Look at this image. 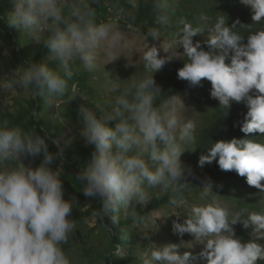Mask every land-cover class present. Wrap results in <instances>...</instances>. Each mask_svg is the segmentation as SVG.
Instances as JSON below:
<instances>
[{
    "label": "clouds",
    "instance_id": "9594fccd",
    "mask_svg": "<svg viewBox=\"0 0 264 264\" xmlns=\"http://www.w3.org/2000/svg\"><path fill=\"white\" fill-rule=\"evenodd\" d=\"M241 3L250 7L253 22L264 20V0ZM13 5L7 26L20 29L35 44L47 48L49 61L59 70L47 62L13 69L0 91L32 88L52 104L54 97L68 90L77 62L92 71L103 43H108L111 55V47L122 42L112 24L95 22V10L86 0H13ZM168 22L166 15L156 20L163 26ZM179 23V43L186 60L178 78L192 85L207 79L211 97L227 110L233 102H243L248 111L243 122H238L240 130L246 136L264 133V29L249 34L245 43L244 36L233 30L236 24L229 26L221 18L209 29L206 50L199 41L193 42L205 29L184 20ZM147 36L163 37L157 27L148 28ZM161 48L167 55L161 56L157 47H147L142 61L151 75L122 89L114 87L120 94L109 101L107 109L99 115L88 107L79 110L85 124L82 135L95 151L76 179L83 184L84 195L100 202L97 215L101 221L108 218L113 225L119 223L122 209L145 206L151 189H167L185 181L181 155L187 148L182 145L194 142L196 125L182 122L175 106L168 110L155 106L161 88L154 73L180 58L172 43L164 40ZM71 91L72 99L78 95L75 85ZM52 105L59 109L58 104ZM63 155V149L51 152L45 137L35 131L0 123V264H71L62 245L76 227L70 217L78 200L65 198L59 166H51L55 160L62 165ZM38 156L42 158L38 167L25 163L26 158ZM213 161L221 170L235 171L246 177L249 186L264 191V143L249 138L216 141L198 164L203 167ZM202 188V198L209 197L211 183ZM169 203L184 209L187 200L179 188H173ZM245 212L230 213L213 198L211 203L191 206L183 222L181 211H174L173 231L180 237L194 234L204 244L200 255L207 264H258L264 261V245L256 242L264 239V213L249 212L245 218ZM237 223L245 229L252 227V240L236 237L233 225ZM176 249V245H157L144 264H190L192 254L181 255Z\"/></svg>",
    "mask_w": 264,
    "mask_h": 264
},
{
    "label": "trees",
    "instance_id": "16d2710c",
    "mask_svg": "<svg viewBox=\"0 0 264 264\" xmlns=\"http://www.w3.org/2000/svg\"><path fill=\"white\" fill-rule=\"evenodd\" d=\"M86 2L94 8V20L97 24L113 22L121 30H126L129 26L142 31L157 27L160 32H169L180 39L182 25L179 22L187 21L194 27L205 29L194 37L200 40L201 46L206 50L208 46L205 42L210 35L209 29L221 18L229 26L236 24L233 30L244 36L245 43L249 34L264 29V20L259 23L253 22L250 7L242 4L241 0H86ZM13 7V0H0V34L2 35L0 52L4 48L10 49L9 62L14 67L26 68L31 63L47 62L51 68L59 70L55 62L49 61L47 48L42 44H35L32 37L20 29L7 26V18ZM65 11L67 12V9ZM161 15L168 17L169 22L166 26L156 23L157 17ZM112 16L119 17L114 20ZM185 60L184 56L173 59L160 71L154 73V79L161 88V93L155 101L156 107L168 110L166 106L168 101L191 90L203 111L204 121L202 125L196 127L194 142L182 145V148H187L181 155V161L185 167V181L169 186L167 189L162 187L151 189L150 201L145 206L136 205L126 210L122 209L119 213V223L116 225L111 224L108 218L101 221L97 215L101 207L100 202L84 195V186L76 179V174L86 166L95 151L94 145H88L82 135L85 124L80 108L88 107L99 115L100 110L107 109L109 101H114L120 94L119 91L106 90V83L112 76L107 72L108 65L97 64L94 70L89 71L77 62L73 69V76L68 81V90L63 96L54 97L62 101L59 109L52 105L57 102L49 104L44 97L36 95L37 90L31 88L33 93L29 97H24L23 100L20 97L14 98L18 105L17 109L0 110V123L6 121L10 126L35 131L45 137L49 150L53 153L63 149L62 165L60 160L54 162L57 167L60 166L63 186L68 193L67 198L75 197L78 200V203L74 204L70 219L74 221L76 217L83 218L92 214L98 217L97 225L100 227V233L96 235L97 237L91 234L80 240L79 244L83 251L78 261L73 258L77 245L72 238L73 232L69 234L67 242L62 245L71 264H144L145 259H150L151 249L157 245H176V250L181 255L185 252L192 254L190 264H200L196 262L199 254L193 250H186L181 241L177 237L173 238L166 230L151 231L148 227L146 230L138 228L151 213L171 206L169 200L173 195V188H179L186 200H191L202 197V187L211 183L212 192L232 199L239 210H247L244 213L245 218L249 212L264 213V197L261 196L264 191L249 186L246 177L238 175L235 171L221 170L216 161L205 164L203 167L198 164L200 156L206 154L207 149L216 141L249 138L264 143V133L256 132L246 136L240 130L238 122H243L248 111L243 102H233L231 108L227 110L220 106L217 99L211 97L212 85L207 79L202 80L199 85H192L187 80L178 78V70L184 66ZM226 63H230V57ZM139 71L143 72V78L151 75L145 68H141L133 71V76L119 75L118 72H114L113 76L120 77L119 88L122 89L125 85L132 82L138 83L141 80L135 78V75H139ZM72 85L78 88V95L71 99ZM198 88L202 89L199 94L196 93ZM64 130L67 133L62 138ZM31 159L40 163L42 158L38 156ZM244 188L251 190L249 195L243 194ZM85 203H90L86 211L83 210ZM184 219L182 218L181 222ZM238 224L241 239L252 240L250 232L252 227L245 229L241 223ZM122 247L127 250L125 255L118 252ZM258 264H264V261H258Z\"/></svg>",
    "mask_w": 264,
    "mask_h": 264
},
{
    "label": "rangeland",
    "instance_id": "374dc122",
    "mask_svg": "<svg viewBox=\"0 0 264 264\" xmlns=\"http://www.w3.org/2000/svg\"><path fill=\"white\" fill-rule=\"evenodd\" d=\"M119 16H112V19L117 20ZM104 23H110L113 25V29L115 32H119L122 36V42L119 45L112 46L110 49L111 55H109V46L108 43H103L100 48L98 49V63L101 65H108L109 70L107 71L110 75L109 82L106 83V90L108 92L113 91V88H119L121 86L120 83V77L118 75L113 76L114 72H118L119 75H128L133 76L136 69H141L143 67V61H142V55L145 50H147V47L150 49L151 47H157L160 50V55L165 56L167 53L163 51L161 48V45L163 41L170 42L173 44L176 48L177 53L179 54V57L183 56L184 48L183 45L179 43V39L174 37L169 32H161L163 37L159 38H152L151 36H147V30L142 31L139 28H135L132 26H129L126 30H121L117 27V24L113 22H104ZM177 41V43H176ZM197 41L200 42V40L196 37H193V42L196 43ZM2 43V35L0 34V44ZM9 57H11V52L9 48H4L0 52V84H5L8 82V78L10 73L13 69L20 68V67H14L9 62ZM115 58V59H113ZM113 59V60H112ZM111 60V61H110ZM135 78L142 79L143 78V72L139 71V75H135ZM200 88L196 91L197 94L201 93ZM78 92V88H77ZM115 92V91H114ZM33 91L28 89L20 90V89H11V90H5L0 91V110L3 111H14L17 109L18 105L15 103L14 98L20 97V99H24V97H29L32 95ZM182 99V100H181ZM51 102H57L58 105L62 103V101L56 100L55 98L52 99ZM184 103V104H183ZM166 106L169 108L175 106L178 108L179 116L182 122L192 121L195 123L196 127H199L202 125L204 118H203V111L200 109L199 105L196 102V97L194 95V92L191 90L185 91V93L182 96L175 97L168 101ZM66 130L63 131V134L61 137L66 135ZM25 163L29 164L32 167H38L40 163L35 162L30 157L25 159ZM53 168H56V162H53L51 165ZM60 168V166H59ZM64 187V186H63ZM250 191L248 188L243 189L244 195H249ZM64 193L65 198H67L68 193L66 192V189L64 187ZM264 197V194L261 195ZM213 198L215 199L216 203L221 204L222 206H226L230 213H235L239 210V207L237 206L236 202L232 199L227 198L226 196H222L219 194H216L211 191L210 196L207 198H194L191 200H187V205L183 209L174 208L173 206L166 207L162 211H154L151 213L150 216L146 217L145 222L140 224L138 228L140 230H146V228H150L151 231L154 230H166L167 232L171 233V236L173 238H178L183 247L186 248V250H193L199 254V258L196 260V262H199L200 264H207V259L202 257L200 253L202 252L204 248V244L201 242H198L192 233H185L183 237L178 236L173 231V222L177 219V217L172 214L174 211H181L182 215L180 220L182 221V218H187L190 216V208L193 205L199 206L204 205L207 203L213 202ZM90 207V203H85L83 210L86 211ZM126 210V209H125ZM159 215V216H156ZM98 217L95 214L88 215L83 218L76 217L74 220V223L76 225L74 231H73V240L77 244L76 250L74 252V260L78 261L80 259V254L82 253L83 249L80 247V240L87 235H97L100 233V227H98L97 223ZM237 223L236 225H233V228L235 230L236 237L241 238V232L240 228ZM252 228L250 229V232L252 234ZM97 237V236H96ZM253 237V235H252ZM172 238V239H173ZM256 242L264 245V239L257 240ZM178 246H180L178 244ZM180 250V249H179ZM121 255H125L127 253L126 248L122 247L118 251Z\"/></svg>",
    "mask_w": 264,
    "mask_h": 264
}]
</instances>
